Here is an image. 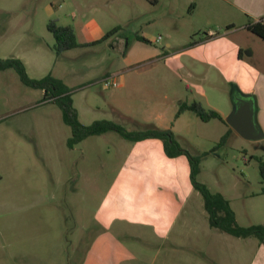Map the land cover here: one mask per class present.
<instances>
[{
    "label": "rangeland",
    "instance_id": "374dc122",
    "mask_svg": "<svg viewBox=\"0 0 264 264\" xmlns=\"http://www.w3.org/2000/svg\"><path fill=\"white\" fill-rule=\"evenodd\" d=\"M64 2L0 0V58L14 57L21 46L33 47L34 41L19 46L14 41L16 32L32 27L51 47L45 48L47 56L70 88L84 124L109 119L127 130L172 129L192 154L209 151L198 179L230 201L238 223H264L258 161L264 160V138L246 139L227 121H203L191 110L176 117L182 102L198 100L226 120L237 88L244 92L264 75V41L239 32L233 39L239 55L219 66L208 57L215 43L199 47L194 40L204 33L189 35L196 16L180 12L169 27L161 11L160 22L135 27L119 19L122 4L113 1L107 23L95 33L89 9ZM159 5L162 9L167 0ZM130 8L145 14L144 2L134 0ZM50 20L75 26L78 41L94 40L116 25L122 29L104 42L57 55L47 29ZM138 32L149 42L136 41ZM115 73L119 85L104 87L102 78ZM48 96L24 85L14 69L0 70V120L15 137L4 144L0 160V246H5L0 264L247 263L245 246L257 239L210 228L201 193L172 184L174 172L182 184L189 180L186 157L165 158L139 173L133 153L138 143L116 131L89 136L71 148V128ZM226 133L225 142L212 151ZM174 163H181L184 173L168 169ZM158 199L168 225L162 232L152 223Z\"/></svg>",
    "mask_w": 264,
    "mask_h": 264
},
{
    "label": "crops",
    "instance_id": "0c3cea01",
    "mask_svg": "<svg viewBox=\"0 0 264 264\" xmlns=\"http://www.w3.org/2000/svg\"><path fill=\"white\" fill-rule=\"evenodd\" d=\"M113 1H119V3L122 4L121 6H119V19H121V21L123 22L128 23V25H133L135 27L152 25L154 23L160 22L161 11H164L166 13V19L164 20H166L169 27H173L175 25V21L177 20V17H179L180 12H185L193 18L196 16L197 23L192 26L196 27V29L189 32V35L193 33L192 37H195V35L197 34L204 33L203 35L199 36L198 40H194L197 41L195 42V44L199 47L201 44L210 45L215 43V46L213 47L214 50H212V55H209L208 57L214 59L213 61H215L216 64L220 62L219 66L223 65V61L227 62L233 60L234 55H239L241 49L239 45H236L234 47V36H236L241 31H246L248 34H252L253 36L260 38L259 36L248 30V25L259 21L264 22V0H167V5H164L162 9L159 5L160 0H139V2H144V15L133 14V8H130V5L134 3V0H87L85 3L82 0H66L64 4L68 3L73 5L74 7L76 6L78 10L87 7L91 13L88 23L93 29H95V33H101V28L104 27L102 25L107 23V13L111 11ZM75 17H77V15H75ZM58 22H60V19H58ZM77 22L81 25L84 21L79 19L78 21H76V23ZM16 26L15 29L18 28ZM70 26L74 28L77 35L75 26ZM117 26L122 29V26L120 25H116L114 27ZM25 28L26 29L23 28L16 32L18 34V36L16 34V36L14 37L16 46L24 44L27 40L34 41L35 44L33 47H30V45L21 46L20 48L15 50L16 52L13 56L21 59L24 62L29 75L33 78H42L45 75L51 73L53 76L63 80V76H60L59 74H57V72H55L53 66L54 64L50 61V56H47L45 48L51 49V47L47 45V43L42 39V36L38 35L32 27L29 29L26 26ZM219 31H221V33ZM211 32L215 33L211 34ZM104 34L105 33L102 32V34H100V36L94 40L101 38ZM138 36L144 37L149 42V39L147 37L148 35L146 33H136L134 36L136 41H139ZM94 40H80L79 42L88 43ZM117 74L118 73H115L113 75L118 77L119 75ZM108 76L112 75H107L105 77ZM237 91H240L242 93L247 92L245 94H250L255 98L256 120L264 132V75H262L261 78L258 79V81L253 82V84L246 90H244V92L238 88ZM2 124L4 123L0 120V160L4 159V156H2V153H4V144L6 142L9 143L11 140L15 139L13 130L9 128V126L7 127V129H5ZM5 135L6 140H4ZM136 143H138L139 147L133 150V153L135 154L134 163H136V165H139V167L137 168L138 170H140L139 173H143L141 171L153 170V165H160L161 162L167 160L165 158L178 159L179 157H186L184 155L177 157H170L169 155H167L164 148V143L159 138H148L136 141ZM183 165H185V162L183 163ZM167 166L168 169L169 167H173V171L174 168L176 170H179L180 174L181 170H183L181 163L177 165L176 163H174ZM188 169L189 180L185 178V183L182 184L176 178L179 173L174 172V174L171 176V180L173 181L172 184L176 185V183L179 182L181 184V187L183 188H194L191 181V167L189 160ZM1 179L2 174L0 175V180ZM157 203V210L156 212H153L152 215V223L155 225L158 232H162L163 230L168 229V225L165 222L167 217L166 215H162L161 209L163 203L161 202V199H158ZM209 227L212 228L210 224ZM245 247H247L248 249L246 264H264V240L262 242H260L259 239H257L256 241H250ZM0 249H5V246H0ZM9 258V255H7V259ZM4 264L6 263L4 262ZM217 264L223 263L218 262ZM231 264H234V261L231 262Z\"/></svg>",
    "mask_w": 264,
    "mask_h": 264
},
{
    "label": "trees",
    "instance_id": "16d2710c",
    "mask_svg": "<svg viewBox=\"0 0 264 264\" xmlns=\"http://www.w3.org/2000/svg\"><path fill=\"white\" fill-rule=\"evenodd\" d=\"M47 29L55 38L53 49L57 55L76 47L104 42L120 31V27H113L101 38L92 42L81 43L77 40L75 30L70 25H62L56 20H50L47 24ZM248 30L264 40V22L259 21L251 23L248 25ZM138 39L148 42L142 36H138ZM7 69H14L24 85L44 90L45 96L49 95L48 99L59 105L62 110L64 122L71 128V136L67 140L69 147L72 148L89 136L102 135L109 131H116L123 138L135 142L148 138H159L164 143L167 155L170 157L184 155L188 158L191 167L192 184L203 196L204 206L208 213L209 224L212 228L219 229L235 237H256L260 242L264 240V223L251 226H241L236 219V214L231 207L230 201L222 193L212 191L207 184L199 181L198 174L200 172V162L202 158L209 154V151L197 155L192 154L188 149L181 146L176 140L174 131L170 128L162 129L159 127H150L147 129L127 130L122 124L109 119L95 120L90 124H84L80 120L77 109L73 106L71 90L62 79L53 76L51 73L42 78H33L29 75L24 62L17 57L0 58V70ZM186 110L193 111L203 121L215 118L226 122L225 118L219 111L205 107L203 103L198 100H193L190 103L182 102L176 113V117ZM227 136L228 133L224 134L221 137L220 142L212 149V151L221 146L225 142ZM258 161L260 174L264 180V160L258 158ZM262 192L264 193V188L262 189Z\"/></svg>",
    "mask_w": 264,
    "mask_h": 264
},
{
    "label": "water",
    "instance_id": "95a60500",
    "mask_svg": "<svg viewBox=\"0 0 264 264\" xmlns=\"http://www.w3.org/2000/svg\"><path fill=\"white\" fill-rule=\"evenodd\" d=\"M234 106L227 117V123L242 137L259 140L264 132L256 120V100L250 94L237 91L233 96Z\"/></svg>",
    "mask_w": 264,
    "mask_h": 264
},
{
    "label": "built area",
    "instance_id": "2783aa9c",
    "mask_svg": "<svg viewBox=\"0 0 264 264\" xmlns=\"http://www.w3.org/2000/svg\"><path fill=\"white\" fill-rule=\"evenodd\" d=\"M215 32H211V34H214ZM161 39V37L159 36L157 38V41H159ZM102 84L104 85V87L106 88H111V87H116L119 85L118 79L115 75L112 76H108V77H104L102 79Z\"/></svg>",
    "mask_w": 264,
    "mask_h": 264
}]
</instances>
